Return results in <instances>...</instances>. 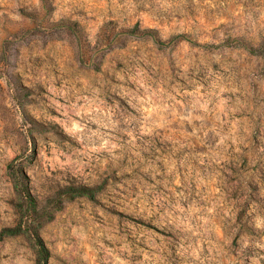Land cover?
<instances>
[{"label": "rangeland", "instance_id": "1", "mask_svg": "<svg viewBox=\"0 0 264 264\" xmlns=\"http://www.w3.org/2000/svg\"><path fill=\"white\" fill-rule=\"evenodd\" d=\"M0 264H264V0H0Z\"/></svg>", "mask_w": 264, "mask_h": 264}, {"label": "trees", "instance_id": "2", "mask_svg": "<svg viewBox=\"0 0 264 264\" xmlns=\"http://www.w3.org/2000/svg\"><path fill=\"white\" fill-rule=\"evenodd\" d=\"M20 231V225L15 227V228H5L0 232V235H8V236H13L17 234ZM37 248H38V262L39 264H45L46 258L48 256L47 249L43 245L42 241L40 239H37Z\"/></svg>", "mask_w": 264, "mask_h": 264}]
</instances>
